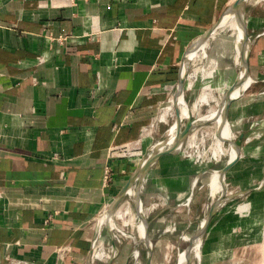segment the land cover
I'll use <instances>...</instances> for the list:
<instances>
[{
  "label": "crops",
  "instance_id": "1",
  "mask_svg": "<svg viewBox=\"0 0 264 264\" xmlns=\"http://www.w3.org/2000/svg\"><path fill=\"white\" fill-rule=\"evenodd\" d=\"M231 2L0 0V264H92L93 220L162 136L188 45ZM152 166L154 240L202 199V172L178 151Z\"/></svg>",
  "mask_w": 264,
  "mask_h": 264
},
{
  "label": "rangeland",
  "instance_id": "2",
  "mask_svg": "<svg viewBox=\"0 0 264 264\" xmlns=\"http://www.w3.org/2000/svg\"><path fill=\"white\" fill-rule=\"evenodd\" d=\"M246 17V35L251 41L247 58L252 82L239 98L229 102L226 114L228 130L235 135L239 153L237 160L231 165L228 164L229 167L224 172L225 178L220 189V193L223 194L222 198L259 187L264 176V3L256 4L249 9ZM187 75L181 78V82L184 99L190 101L198 91L196 87L197 77L193 68L189 69ZM172 99L173 97L162 106L161 115L164 116L160 120V133H162V136H159L157 141L166 137L167 131L175 122L177 109L173 105ZM214 107L215 104L209 100L208 105H199V114H207ZM195 130L187 133L182 148L174 151L182 152L185 159L198 166L203 175L223 161L228 160L229 142L228 140L223 141L224 153L220 155L221 157L215 159L212 155L215 148V128L212 122L205 121ZM240 134H243V136L241 141L238 142ZM144 156L145 154L139 162ZM201 183L202 194L197 196H202V199H198V197L193 199L189 216H186L185 205L174 207L172 209L174 213L172 223L169 222L168 225L169 232L163 234L153 233L154 240L150 237V230L154 232L156 227L152 225L150 217L161 208V202L155 198H152L153 200L150 202H146L143 197L142 213L147 222L152 245L148 256L142 245L140 247L142 257L137 260L131 258L135 247L132 239L124 238L125 234L131 236L135 232V221L131 220V216L134 217L136 213L135 204L127 198V194H124L116 203L111 212L112 223L122 232L112 229L114 235L112 236L107 228H103L104 212L106 209L108 210L113 202L112 200L91 224L93 226L92 240L94 245L92 264H106L109 260H111V264H146V260H148V264H178L180 253L190 245L189 238L197 230L204 212L208 210L207 207L210 205L208 186L202 180ZM263 202L264 184L260 189L251 190L241 196H235L224 202L221 207H218L209 223L207 222L208 226L202 237L199 255L194 257L190 264H264ZM247 204L250 205V209L248 207L242 210L243 213H239L242 215L234 214L236 208ZM124 222H126V225ZM232 225L233 230H230ZM171 228H174V231H170ZM142 242L141 244H144Z\"/></svg>",
  "mask_w": 264,
  "mask_h": 264
},
{
  "label": "bare ground",
  "instance_id": "3",
  "mask_svg": "<svg viewBox=\"0 0 264 264\" xmlns=\"http://www.w3.org/2000/svg\"><path fill=\"white\" fill-rule=\"evenodd\" d=\"M235 2L236 0L225 8L219 23L209 35L206 36L203 33L193 39L188 45L180 64L179 75L182 78L188 74L190 68H193L197 77L196 87L198 91L192 100L185 101L182 83L177 86L172 96L173 105L177 109L175 122L167 131L166 137L158 140L142 158L137 173L125 190L127 198L136 207L134 217L131 216V220L135 221V232L131 236L124 235V238L132 239L135 246L131 255L133 260L142 257L140 254L142 245L146 249L147 256L152 245L148 234L147 222L142 213V204L145 186L155 158L168 149H170L169 151L181 149L187 133L195 130L205 121L212 122L215 128L213 157L218 159L224 153L222 143L228 140V160L205 172L200 178L208 186L210 205L207 207L208 210L204 212L197 230L189 238L190 245L180 253L178 264H190L192 259L199 255L203 232L210 215L229 198H222L223 194L220 193V189L225 178V168L234 161L239 153V148L235 142V135L228 130L225 106L231 100L239 98L252 82L246 66V57L251 45L249 37L244 32L247 21L246 15L249 9L256 4L264 3V0H240L237 4ZM209 100L215 104V107L207 114H199V105H208ZM162 117L164 118L163 114L161 119H163ZM198 180L199 175L195 177L193 186L196 185ZM248 207L250 209L248 204L239 206L234 214L242 215L239 213ZM111 212V209H106L104 212L103 223L105 226L103 225V228H107L109 233L114 236L112 229L119 232L122 231L112 223ZM245 215L248 216L247 214ZM142 241L144 244H141Z\"/></svg>",
  "mask_w": 264,
  "mask_h": 264
},
{
  "label": "water",
  "instance_id": "4",
  "mask_svg": "<svg viewBox=\"0 0 264 264\" xmlns=\"http://www.w3.org/2000/svg\"><path fill=\"white\" fill-rule=\"evenodd\" d=\"M240 2V0H236V4L237 3H239ZM225 10V9H224ZM224 10H223V12H224ZM222 12V13H223ZM221 13V14H222ZM220 17H221V15H220ZM220 17L218 18V20L215 22V24H213L210 28H208L205 32H204V35H209V33L212 31V29H214L216 26H217V24L219 23V20H220ZM245 35H246V25H245ZM249 52H250V48H249ZM249 52H248V54H249ZM248 54H247V57H248ZM246 57V66H247V70H248V74H249V65H248V58ZM183 59V58H182ZM250 75V74H249ZM182 82H181V77H179V80H178V85L179 84H181ZM229 104L230 103H228L226 106H225V114H227V111H228V108H229ZM242 136H243V134H240L239 135V137H238V142H240L241 141V138H242ZM170 152H172V151H169V150H167V151H164V152H162L161 154H159L156 158H155V161L162 155V154H165V153H170ZM237 158H238V155H237V157H236V159L234 160V161H236L237 160ZM154 161V162H155ZM233 161V162H234ZM232 162V163H233ZM140 163V162H139ZM232 163H230L229 165H231ZM229 165L225 168V171L227 170V168L229 167ZM139 166H140V164H138V166L136 167V169L134 170V172L132 173V175L130 176V178H129V180L127 181V183L125 184V186L120 190V192L118 193V195L115 197V199L113 200V202H112V204L109 206V210L111 209V211H113V208L115 207V205H116V203L124 196V194H125V190H126V188L128 187V185L131 183V181H132V179H133V177L135 176V174L137 173V171H138V169H139ZM263 172H264V168H263ZM264 184V176H263V179H262V182H261V184H260V186L259 187H257V188H252V189H248V190H244V191H242V192H239V193H237V194H235V195H232V196H229V198L226 200V201H228V200H230V199H232V198H234L235 196H241V195H244V194H246V193H248V192H250L251 190H256V189H260L261 188V186ZM225 201V202H226ZM216 212V210L210 215V217H209V220H210V218L214 215V213ZM209 220H208V223H209ZM208 223H207V225H206V227H205V229H204V232H203V235H204V233H205V230H206V228H207V226H208ZM150 251H151V249H150ZM150 253V252H149ZM146 264H148V260H146V262H145ZM106 264H111V260H109V261H107L106 262Z\"/></svg>",
  "mask_w": 264,
  "mask_h": 264
},
{
  "label": "built area",
  "instance_id": "5",
  "mask_svg": "<svg viewBox=\"0 0 264 264\" xmlns=\"http://www.w3.org/2000/svg\"><path fill=\"white\" fill-rule=\"evenodd\" d=\"M108 179H109V177L106 176L105 180H108ZM10 264H25V262H23L21 260H12V261H10Z\"/></svg>",
  "mask_w": 264,
  "mask_h": 264
}]
</instances>
